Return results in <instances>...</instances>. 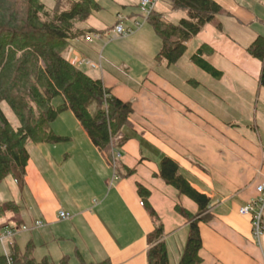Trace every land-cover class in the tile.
Listing matches in <instances>:
<instances>
[{
  "label": "crops",
  "instance_id": "obj_1",
  "mask_svg": "<svg viewBox=\"0 0 264 264\" xmlns=\"http://www.w3.org/2000/svg\"><path fill=\"white\" fill-rule=\"evenodd\" d=\"M215 1L222 7L218 16L224 21L235 20L238 27L258 20L251 4L264 7V0ZM156 9L163 13L169 11L162 5ZM223 22L214 27L208 23L196 35L202 36L205 39L202 43L213 48L214 54L206 60L223 73L221 79L203 78L204 83L225 80L230 89L233 77L250 76L258 84L261 62L245 51L258 35L248 44L240 45L234 35L224 30ZM80 27L96 28L90 23ZM94 40L86 41L83 36L73 40L66 57L70 61L86 59L94 66L82 65L80 69L100 79L113 95L131 103L129 124L123 129L129 138L115 145L120 135L112 149L100 150L92 144L73 113L64 112L66 117L60 122H66L75 133L54 131L56 118L51 129L67 140L31 143L33 150L28 144L29 159L24 185L18 187L21 189L17 195L19 201L10 200L19 207L15 212H22L26 220L11 216L0 223V232L26 224L32 227L35 221H41L40 227L30 230L29 242L34 245V255L37 239L40 238L38 242L45 249L40 259L34 256L37 260H59L73 255L76 262L75 252H79L86 261L107 258L111 264H146L147 234L153 229V223L137 193V184H141L149 189L150 204L162 223L161 240L167 245L170 264H179L189 224L174 207L179 204L195 213L197 205L157 175L159 159L164 155L175 160L189 183L210 198L213 219L199 224L200 264H264L260 243L252 236L250 216L238 212L240 207L257 198L256 187L264 182V143L245 137L237 125L223 116L221 103L226 104L230 99L221 95L227 92L219 89V94L205 87L206 94L196 95L178 87L177 77L170 68L185 61L180 59L167 65L158 63L155 55L152 61L164 68L163 71L126 74L123 82L110 70L101 68L91 56L97 46ZM217 58L220 61L215 66ZM226 64L232 67L231 71ZM189 83L197 86L192 87L193 91L202 85L194 80ZM60 144H65L64 150L55 149ZM127 169L134 171L125 175ZM61 211L69 218L60 219ZM0 215L3 214L0 212ZM61 224H66L65 228L56 230ZM15 235L1 242L4 249L1 254L10 253ZM51 245H56V251L51 250Z\"/></svg>",
  "mask_w": 264,
  "mask_h": 264
},
{
  "label": "trees",
  "instance_id": "obj_2",
  "mask_svg": "<svg viewBox=\"0 0 264 264\" xmlns=\"http://www.w3.org/2000/svg\"><path fill=\"white\" fill-rule=\"evenodd\" d=\"M159 1L169 10L185 14L172 22L154 8L146 18L161 41L155 60L171 65L182 58L188 42L222 11V7L215 0ZM100 9L97 0H54L51 9L41 0H0V181L11 176L18 187H23L28 144L67 140L56 135L51 124L68 110L100 150L110 149L118 134L128 126L131 103L113 95L100 79L91 77L66 57L73 40L88 33H101L79 26ZM245 51L261 62L258 84L264 89V36L258 35ZM213 54V48L202 43L189 60L211 78L221 79L223 73L206 60ZM55 100L58 102L54 103ZM3 104L14 114L17 126L5 115ZM128 138L126 134L117 144L121 145ZM133 171L127 169L125 175ZM157 175L197 205L195 213L179 204L174 209L189 224L179 264H200L199 224L213 219L209 211L210 198L196 190L180 172L178 163L168 156L160 157ZM137 193L153 223V229L147 234L146 264H170L167 245L161 240L162 223L149 201L150 191L137 184ZM18 208L8 201L0 206V212H15ZM75 258L76 264H111L107 258L86 261L79 252H75ZM0 264H70V257L65 255L57 262L48 258L37 260L32 242L26 244L24 251L12 242L9 255L0 254Z\"/></svg>",
  "mask_w": 264,
  "mask_h": 264
},
{
  "label": "rangeland",
  "instance_id": "obj_3",
  "mask_svg": "<svg viewBox=\"0 0 264 264\" xmlns=\"http://www.w3.org/2000/svg\"><path fill=\"white\" fill-rule=\"evenodd\" d=\"M41 1L47 6V8L51 9L54 6V0ZM97 1L100 4L101 9L93 13L88 18V21L81 23L80 26L90 23L92 26L96 27L95 30L101 31V33H99L100 38L94 40V43L97 44V46H94V53L91 54V56H93L98 61L100 67L110 70L113 74L119 76L123 82H126V74L140 75L145 74L149 70L156 72L163 71L164 68H159L157 65L158 63L152 61L153 56L158 52L161 46V41L158 36L155 35L151 26L147 23V17L144 15L139 5L140 0ZM244 4L247 3L244 2ZM257 4L250 5L258 17V20H255L250 24L238 27V24H236L235 20L228 19L224 21L223 18L219 17L218 15L210 23L214 27L219 21H224V30L226 28L228 32L235 36L233 38H235L236 42L244 46L245 44H248L255 36H264V7ZM161 5L167 7L166 4L159 1L155 8L161 7ZM162 14L167 20L172 22H177L180 18L185 16L184 12L182 11L172 10L164 13L162 12ZM116 24L122 25L124 29L132 28L134 32L131 35L125 37L117 34L115 35L114 27ZM207 30L208 29H206V31ZM203 40L205 39H203L202 36L193 37L188 42V48L183 55V58H181L185 62H183V64L181 62V64L171 66L170 70L174 74L173 76L175 78L177 77L178 87L190 92H195L196 95H198L199 92H205L206 94L207 92L204 91L205 87L207 89H214L215 92L219 94V89H221L223 93L224 91L227 92V94L224 93L221 95L222 97L225 96L229 97L230 99L226 100V104L221 103V107H223L221 113L223 116H226L225 118L228 121L237 125L239 127V132L245 137L251 138L253 140L259 139L264 143V89L260 88L257 82L254 79H251L250 76H244L243 78L233 77L230 79V89L228 88L227 82H225V80H221L219 82L213 79L212 83H204L203 78L209 79L210 76L202 72V70L198 69L192 63L188 64L187 60V58L194 53L197 46L202 43ZM214 40L216 43L217 39ZM79 59L87 61L84 58ZM219 61L220 58H217L214 61L215 66H218ZM90 64L91 63L89 62L87 65ZM226 65L228 66V70L230 68L231 71L232 67H230L228 64ZM97 71V69H93V72ZM189 80L201 82L202 85H200L198 91L192 90V87L195 88L197 86L190 84ZM211 97L215 99L213 95H211ZM56 102H58V100L54 101V103ZM2 109L4 110V113L9 121L14 126H17V119L9 107L6 104H3ZM64 117H66V114H60L57 117L58 120L57 123H55V127L52 128L51 126V128L59 133L66 132L68 135H73L75 132L69 129V126L66 125V122L65 124L60 122V119H64ZM120 135L122 137L125 136L123 131L118 134V136ZM60 145L61 146H57L55 149L64 150L63 145L65 144ZM115 145H117V143H115ZM29 147L31 150H33L31 145ZM110 149H112V147ZM19 190L21 189L18 188L11 176H8L6 179L0 181V205L10 200H14V202L17 203L19 201ZM27 204L30 205L31 203L29 202ZM22 211L24 212L26 210L23 209ZM22 215V212L14 213L8 211L5 214L0 215V223L11 216H16V218L20 219ZM22 218L26 220L24 216H22ZM65 225L66 224H61L56 226L55 229H64ZM26 226L30 227L27 224ZM30 237V230L16 232L14 239L21 251H24L26 244L30 240ZM38 240H40V238L36 241L37 249L34 256L40 259V256L44 254L45 249L40 246ZM1 245L2 244L0 242V254L4 251ZM50 247L51 250L56 251V245H51ZM260 247L264 256V232L260 237ZM54 258L57 257L54 256ZM51 261L57 262L58 260L54 259ZM70 264H76L73 255H70Z\"/></svg>",
  "mask_w": 264,
  "mask_h": 264
},
{
  "label": "built area",
  "instance_id": "obj_4",
  "mask_svg": "<svg viewBox=\"0 0 264 264\" xmlns=\"http://www.w3.org/2000/svg\"><path fill=\"white\" fill-rule=\"evenodd\" d=\"M159 0H140V7L142 12L146 17L149 13L156 7ZM115 35H120L122 37L128 36L133 33L132 28L124 29L122 25L116 24L114 27ZM99 35L96 33L87 34L84 39L86 41H91L92 39H98ZM74 65L80 67L82 65H87L89 62L83 59H77L75 61H71ZM93 65V64H90ZM94 66V65H93ZM113 164V162H112ZM256 190L258 192V196L256 199L252 200L251 202L243 205L239 208V214L241 215H248L250 216L251 220V230L253 238L260 243V237L264 232V182L257 185ZM60 219H67L69 215L63 211L59 212ZM42 225L41 221H35L32 227H27L26 225H22L21 227H13L4 232H0V242H3L5 238L12 237L18 231H26L31 230L32 228L40 227Z\"/></svg>",
  "mask_w": 264,
  "mask_h": 264
}]
</instances>
